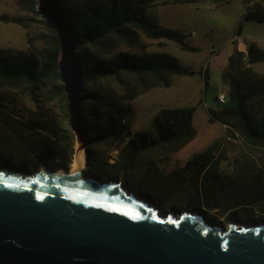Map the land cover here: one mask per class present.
Returning <instances> with one entry per match:
<instances>
[{
	"label": "rangeland",
	"instance_id": "rangeland-1",
	"mask_svg": "<svg viewBox=\"0 0 264 264\" xmlns=\"http://www.w3.org/2000/svg\"><path fill=\"white\" fill-rule=\"evenodd\" d=\"M245 1L197 0L192 4L171 5L158 2L147 10V19L156 21L162 28L186 35V43L200 51H184L175 42L150 40L138 31L148 53L169 54L196 74L171 75L169 87L150 89H147L150 86L149 79L143 78L136 98L124 103L125 108L131 106L134 111L133 116H127L131 121L132 134L149 131L153 119L164 111L194 107L192 126L196 135L178 151H169L168 146L164 145L150 148L137 157L131 170H122L120 154L125 144L112 139L94 142L92 132H88L87 149L91 152V159L86 158L85 161L83 172L86 176L120 184L128 193L146 200L164 216L194 212L211 224H223L225 227L229 224L253 226L264 223V202L256 201L252 205L236 207L240 200L236 189L243 187L246 191L253 184L257 188L258 175L264 178L258 171V162L251 158L252 151L233 138L230 129L210 123L209 117L207 120L209 108L225 107L217 105L215 99L219 92H228V86L221 81V63L230 51L233 40L238 37L235 34L238 25L242 27V40L264 46V24L243 20ZM18 2L0 0V16L9 20L0 23V50L25 53L32 60H39L49 49L48 44L41 39L45 31L42 25L30 24L29 28L24 29L10 22L13 18H29ZM119 51L142 53L139 47H121ZM213 52L221 54L214 57ZM253 67L258 73L264 74V61L255 63ZM208 69L210 87L206 90L204 81ZM135 80L126 75L104 79L96 86L87 88L86 92L102 89L124 95L125 84ZM55 86V82H48L35 98L23 88L14 89L10 91L11 95L8 94V101L0 105V170L23 175L35 174L45 167L37 157L50 150L59 154L50 169L71 168L77 147L76 139L70 128L69 116H66L67 100L54 94ZM83 106L87 121L92 122V102H86ZM215 143L223 147L219 170L221 181L214 187V194L205 193L207 201L195 197L185 186L170 183L167 179L169 174ZM153 163L158 169L155 173L150 172ZM153 174L159 178L153 179ZM207 202L211 207L206 205Z\"/></svg>",
	"mask_w": 264,
	"mask_h": 264
},
{
	"label": "trees",
	"instance_id": "trees-1",
	"mask_svg": "<svg viewBox=\"0 0 264 264\" xmlns=\"http://www.w3.org/2000/svg\"><path fill=\"white\" fill-rule=\"evenodd\" d=\"M197 0H19L22 11L28 19H10L24 29L30 24L42 25L45 33L41 35L49 49L39 60H32L25 53L4 52L0 50V105L8 101V94L14 89H25L32 98L50 81L56 83L54 94L66 101L64 87L60 80L58 57L59 35L67 36L78 46L77 56L84 71L82 89V120L86 134L92 132L94 142L106 140L125 144L120 154L122 170H131L137 157L150 148L168 146L169 151H178L196 135L192 126L195 108L164 111L155 117L151 129L132 134L131 121L134 111L125 102L134 100L143 78L149 79L150 88L170 86L171 75L194 76L195 72L185 68L169 54L148 53L141 42L138 31L150 40H169L188 52H198V48L186 43V35L162 28L156 21L146 18V12L158 2L163 5L192 4ZM45 17V19L42 18ZM245 21L264 24V0H246ZM4 16L2 17L3 21ZM51 21V23H50ZM235 34L242 35L238 25ZM121 47H139L142 53L119 51ZM245 54L237 48L229 57L222 73V82L228 86V103L222 108H209V122L227 127L233 138L240 140L252 151L251 158L258 162V171L264 177V76H259L247 63L264 61V53L251 43ZM205 89L209 88V71L205 72ZM122 75L135 78V82L125 84L124 95L113 91L89 87L100 81L118 78ZM86 102H92L90 111L92 122L85 115ZM127 112V113H126ZM65 113H67L65 111ZM68 116V114H66ZM91 142V140H90ZM222 144L215 143L207 150L196 154L186 164L167 179L175 186H185L195 197L206 200V192L214 194V187L221 181L219 173L222 157ZM57 155L54 151L42 153L37 157L41 165L53 167ZM87 158L91 152L87 149ZM40 165V166H41ZM66 167V165H65ZM153 163L150 172H157ZM258 187L250 185L236 189L240 198L236 207L252 205L256 201L264 202V178L258 175ZM153 179L159 176L153 174ZM173 180V181H172ZM245 188V187H244ZM204 192V193H203ZM250 203V204H249ZM206 205L211 207L207 202Z\"/></svg>",
	"mask_w": 264,
	"mask_h": 264
},
{
	"label": "water",
	"instance_id": "water-1",
	"mask_svg": "<svg viewBox=\"0 0 264 264\" xmlns=\"http://www.w3.org/2000/svg\"><path fill=\"white\" fill-rule=\"evenodd\" d=\"M58 35L79 160L81 152L87 158L88 145L84 71L78 46ZM45 169L26 175L0 170V264H264V223L225 227L194 212L164 216L116 182Z\"/></svg>",
	"mask_w": 264,
	"mask_h": 264
},
{
	"label": "crops",
	"instance_id": "crops-1",
	"mask_svg": "<svg viewBox=\"0 0 264 264\" xmlns=\"http://www.w3.org/2000/svg\"><path fill=\"white\" fill-rule=\"evenodd\" d=\"M2 17H3V15H1L0 16V23L1 22H5V21H3V19H2ZM7 23H9V22H7ZM258 23V22H257ZM259 24H262V23H259ZM243 43H246V45H245V51H243L242 50V47H243ZM251 43H254V44H256L255 42H249V43H247L246 41L244 42V40H242V37H240V36H238L237 37V39H234L233 40V42H232V44H231V49H230V51L227 53V55L225 56V58L222 60V63H221V66H222V68H221V70H220V74H221V77H222V73H223V71H224V69L226 68V66H227V64H228V60H229V57L233 54V52L236 50V48L240 51V52H242V53H244L245 54V60H247V52H248V47H249V45L251 44ZM257 46H258V48L260 49V51L261 52H263L264 53V46H261V45H259V44H256ZM197 48V47H196ZM199 52V51H198ZM213 54H214V57L215 56H219L220 54H221V52H213ZM258 63V62H257ZM255 64V63H254ZM254 64H250V63H247L246 64V66L248 67V68H251L256 74H258L259 76H264V74H261V73H258L257 71H255L254 70V67H253V65ZM209 68V67H208ZM191 69V68H190ZM193 71V70H192ZM208 71H209V69H208ZM193 72H195V71H193ZM195 74H196V72H195ZM209 76H210V71H209ZM210 81V80H209ZM221 81H222V79H221ZM222 84H223V82H222ZM209 87H210V85H209ZM228 89V88H227ZM219 93H221V92H219ZM218 95V94H217ZM217 97V96H216ZM207 105V104H206ZM194 117H195V113H194ZM207 120H208V115H207ZM193 122H194V119H193ZM221 126V125H220ZM224 127V126H223Z\"/></svg>",
	"mask_w": 264,
	"mask_h": 264
},
{
	"label": "bare ground",
	"instance_id": "bare-ground-1",
	"mask_svg": "<svg viewBox=\"0 0 264 264\" xmlns=\"http://www.w3.org/2000/svg\"><path fill=\"white\" fill-rule=\"evenodd\" d=\"M85 161H86L85 153L81 152L79 156V160L74 159L73 162L71 163V168L69 169V173L71 175H77V176L82 175L83 169L85 167ZM42 170H46L45 167H43L41 171ZM243 227H248V226H243Z\"/></svg>",
	"mask_w": 264,
	"mask_h": 264
},
{
	"label": "built area",
	"instance_id": "built-area-1",
	"mask_svg": "<svg viewBox=\"0 0 264 264\" xmlns=\"http://www.w3.org/2000/svg\"><path fill=\"white\" fill-rule=\"evenodd\" d=\"M245 45H246V43H243V47H242V48H244L243 51H245ZM215 100H216L217 105L226 106L228 103V96L226 93L221 92V93H218Z\"/></svg>",
	"mask_w": 264,
	"mask_h": 264
},
{
	"label": "flooded vegetation",
	"instance_id": "flooded-vegetation-1",
	"mask_svg": "<svg viewBox=\"0 0 264 264\" xmlns=\"http://www.w3.org/2000/svg\"><path fill=\"white\" fill-rule=\"evenodd\" d=\"M46 167H48V168H51V166L49 165V164H44Z\"/></svg>",
	"mask_w": 264,
	"mask_h": 264
}]
</instances>
